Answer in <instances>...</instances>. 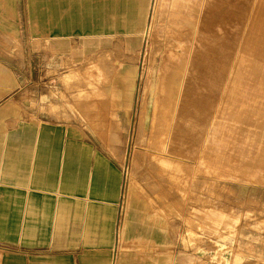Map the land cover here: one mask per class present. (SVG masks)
Returning a JSON list of instances; mask_svg holds the SVG:
<instances>
[{"label":"crops","instance_id":"1","mask_svg":"<svg viewBox=\"0 0 264 264\" xmlns=\"http://www.w3.org/2000/svg\"><path fill=\"white\" fill-rule=\"evenodd\" d=\"M151 1L0 0V264H221L211 258L214 234H199L195 245L189 244L188 231L197 233L195 218L169 220L161 191L135 192L118 231L125 182L122 165L89 137L81 122L57 119L49 106L42 113L29 106V95L16 85L19 76L12 79L8 73L9 65L29 63L14 60L19 49L29 50L32 60L47 54L81 61L104 51L128 57L140 48ZM160 1L159 10L164 0ZM197 2L199 14L204 9L209 15L215 0ZM242 9L249 10L250 4ZM235 24L227 47L226 40L220 41V34L212 30V18L206 23L197 19L186 33L180 32L183 59L176 56L169 83L161 85V93L156 88L159 99L162 92L168 95L166 103L159 105L170 113L166 139L172 140L181 129L179 121L196 122L194 115H183L187 105L191 110L209 106L211 93L221 96L226 90L255 89V84L238 85L243 75L256 78L247 64L244 68L235 64L247 33L239 27L249 25L246 15L239 14ZM8 50L15 51L13 60L8 61ZM199 65L203 66L200 76L195 74ZM27 80L34 82L33 75ZM117 94L128 111L131 87ZM218 97L210 125L222 101ZM209 130L210 126L204 138ZM259 193L251 195L258 199ZM171 204L179 208L178 202ZM188 204L185 210L200 209ZM254 210L257 213L260 207ZM262 222L241 227L236 251L228 254L229 264H237L236 257L239 264H264Z\"/></svg>","mask_w":264,"mask_h":264},{"label":"rangeland","instance_id":"2","mask_svg":"<svg viewBox=\"0 0 264 264\" xmlns=\"http://www.w3.org/2000/svg\"><path fill=\"white\" fill-rule=\"evenodd\" d=\"M154 3L152 0L140 48L128 57L104 51L81 61L47 54L32 60L29 50L19 49V58L14 59L15 51L8 50V61L29 60L27 65L7 66L8 73L12 79L19 76L16 85L29 95V106L40 108L41 113L49 106L57 119L81 122L89 137L118 160L125 172L129 198L135 192L165 193L169 220L195 218L197 233L188 231L189 244L195 245L199 234H214L211 258L229 264L228 254L233 256L236 251L241 227L264 219V0H215L210 16L204 9L199 14L197 0H164L157 14L153 13ZM245 4H250L249 10L242 9ZM241 13L249 25L239 27L247 33L235 64L254 69L256 81L246 74L238 85L255 84V89L226 90L221 96L211 93L209 106L191 110L187 105L183 115H194L196 122L179 121L178 134L166 139L170 113L159 106L160 99L157 101L154 94L150 104L144 103V91L149 92L153 81L160 91L165 73L177 65L176 56L183 59L178 38L180 32L192 28L191 22L198 19L206 23L213 18L212 30L220 34V41L226 40L227 47ZM31 75L34 82H27ZM126 86L131 87L132 96L130 109L125 112L117 92ZM9 89L14 97L15 86ZM217 97L222 101L217 103L218 112L210 125ZM147 114L148 121L144 120ZM157 115L166 119L159 122ZM158 122L161 128L155 127ZM208 126L210 133L204 138ZM238 135L249 138L237 140L234 137ZM255 191L260 192L255 195L258 199L251 195ZM173 202H178L179 208L174 209ZM187 202L200 209L185 210ZM258 206L260 210L255 213Z\"/></svg>","mask_w":264,"mask_h":264},{"label":"bare ground","instance_id":"3","mask_svg":"<svg viewBox=\"0 0 264 264\" xmlns=\"http://www.w3.org/2000/svg\"><path fill=\"white\" fill-rule=\"evenodd\" d=\"M155 2L156 3H154L155 5H154V14H157V12H159V4H160V0H155ZM253 8V7H252ZM260 15V14H259ZM264 16V15H263ZM154 17V16H153ZM152 18V17H151ZM258 19H259V17H257ZM213 19V18H212ZM151 23V22H150ZM248 23H249V21H248ZM206 26V25H205ZM263 26H264V24H263ZM148 27V26H147ZM152 27V26H151ZM127 29V28H126ZM151 29V28H150ZM151 31V30H150ZM149 31V29H148V32H150ZM147 32V33H148ZM148 35V34H147ZM146 35V36H147ZM148 37H149V35H148ZM261 37H263L262 35H261ZM260 37V38H261ZM145 38V37H144ZM148 43V42H147ZM145 44V43H144ZM146 45V44H145ZM150 45V44H149ZM146 49V48H145ZM149 49V48H148ZM264 52V51H263ZM238 53V52H237ZM262 55V54H261ZM260 56V55H259ZM203 57V56H202ZM201 57V58H202ZM203 65V64H202ZM202 65H199L198 66V68L196 69L197 70V72H195V74L197 75H201L202 74V72H201V69L203 68V66ZM247 67V66H246ZM148 68V67H147ZM237 68V67H236ZM249 70V69H248ZM153 71V70H152ZM172 71H170L169 69L167 70V72L165 73V78H164V82H163V87H165L166 86V84H168L169 83V81H170V79H171V77H172ZM231 73V72H230ZM229 73V74H230ZM248 73V72H247ZM228 74V75H229ZM236 74V73H235ZM147 75H148V73H147ZM240 75V74H239ZM228 78V77H227ZM240 78V77H239ZM153 79V78H152ZM156 79H157V77H156ZM153 81V80H152ZM154 82V81H153ZM153 82H151L150 83V85H148V89H149V92L147 91V90H145L144 91V103L145 102H147L148 104H150L152 101H153V96H152V94H154V95H156L155 94V91L157 90L156 89V84L154 85L153 84ZM156 82H157V80H156ZM227 82V81H226ZM237 84V83H236ZM233 85V84H232ZM262 86V85H261ZM234 87V86H233ZM236 87V86H235ZM233 90V89H232ZM159 92V91H158ZM161 92V91H160ZM159 92V93H160ZM156 96H158V94L156 95ZM161 99H160V102H158V104L159 103H162V104H165L166 103V101H167V98H168V95H166L164 92H162V95L161 96H159ZM143 98V97H142ZM157 98V101H158V97H156ZM120 99V98H119ZM220 99V98H219ZM156 101V100H155ZM163 101V102H162ZM219 104V103H218ZM142 106H143V104H142ZM141 107V106H140ZM146 108H144V111L146 112V110H145ZM141 111H142V109H141ZM145 112H143V114L145 113ZM215 114V113H214ZM144 120H146V121H148L149 120V116H148V114L147 115H145V119ZM143 120V121H144ZM157 120H159V122H160V117H159V115H157ZM159 122L158 123H156V128H158L157 126L159 125ZM213 124V123H212ZM120 127V126H119ZM110 137V136H109Z\"/></svg>","mask_w":264,"mask_h":264},{"label":"built area","instance_id":"4","mask_svg":"<svg viewBox=\"0 0 264 264\" xmlns=\"http://www.w3.org/2000/svg\"><path fill=\"white\" fill-rule=\"evenodd\" d=\"M128 204H129V193L127 190V179L125 176L124 187H123L121 199L119 202L118 228H117L118 231L121 229V227L123 226L125 222V219L127 216Z\"/></svg>","mask_w":264,"mask_h":264}]
</instances>
